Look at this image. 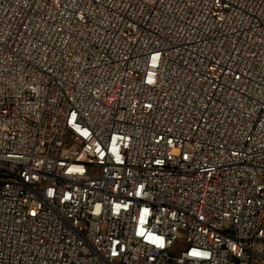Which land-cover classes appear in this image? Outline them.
<instances>
[{
	"label": "built area",
	"instance_id": "1",
	"mask_svg": "<svg viewBox=\"0 0 264 264\" xmlns=\"http://www.w3.org/2000/svg\"><path fill=\"white\" fill-rule=\"evenodd\" d=\"M0 264H264V0H0Z\"/></svg>",
	"mask_w": 264,
	"mask_h": 264
}]
</instances>
